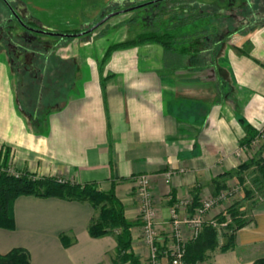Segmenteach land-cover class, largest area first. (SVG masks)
Returning <instances> with one entry per match:
<instances>
[{
    "label": "crops",
    "instance_id": "0c3cea01",
    "mask_svg": "<svg viewBox=\"0 0 264 264\" xmlns=\"http://www.w3.org/2000/svg\"><path fill=\"white\" fill-rule=\"evenodd\" d=\"M91 43L77 45L70 57L62 51L71 45L60 50L77 67L50 72L55 85L43 115L30 113L24 86L0 65V164L114 192L135 224L132 251L140 264H149V248L133 179L150 176L159 255L169 264L172 210L180 218L193 216L202 201L237 182L228 173L257 154L264 157V140L257 149L242 147L264 129V26L226 40L221 52L206 47L205 38L181 49L145 42L88 56L85 66L79 52ZM230 205L216 207L208 220ZM11 213L16 227L0 228V254L21 248L31 264H116V237L89 234L96 215L89 203L22 196ZM250 216L251 225L235 234L236 248L213 252L206 264L264 258V203ZM62 236L73 244L65 247Z\"/></svg>",
    "mask_w": 264,
    "mask_h": 264
},
{
    "label": "flooded vegetation",
    "instance_id": "af4514ba",
    "mask_svg": "<svg viewBox=\"0 0 264 264\" xmlns=\"http://www.w3.org/2000/svg\"><path fill=\"white\" fill-rule=\"evenodd\" d=\"M47 1L0 0V65L17 76L19 85L24 86L21 93L29 111L35 115L48 112L42 101L43 95L47 94L49 98V91L55 85L50 72L64 70L67 73L71 70L70 64H75L74 58H61L59 52L66 48L63 41L79 37L88 39L98 28L82 36H62L86 32L110 14L119 17L133 11L134 16L129 22L145 28H155L156 25H166L167 28L174 21L183 24L201 22L205 27L206 47L211 46L214 52H221L224 42L237 34L264 26V0H109L94 22L64 34L57 29L56 22L65 13L66 5L61 0ZM155 33L151 31L139 36ZM69 76L65 74L61 78L70 80ZM26 79L30 80L31 86L24 83ZM36 89L40 92L35 94L33 90Z\"/></svg>",
    "mask_w": 264,
    "mask_h": 264
},
{
    "label": "trees",
    "instance_id": "16d2710c",
    "mask_svg": "<svg viewBox=\"0 0 264 264\" xmlns=\"http://www.w3.org/2000/svg\"><path fill=\"white\" fill-rule=\"evenodd\" d=\"M166 37L170 40H163ZM145 42H159L166 45L172 40L168 35L145 34L135 40L113 45L109 48L107 56L114 50ZM258 134V132H252L250 137L243 140L242 145H250ZM228 177L237 178L238 183L244 186V196L227 207L217 219H213L222 224L230 218L231 222L226 227L218 229L211 223H207L199 238L186 245L187 264L207 262L211 259L212 253L217 250L223 253L234 250L236 248L235 234L251 225L250 214L264 203V157L262 154H257L251 160L241 164L235 172L228 173ZM59 180L52 177H38L25 172H21L19 178L1 174L0 228L15 230V218L11 213V207L22 196L60 198L89 203L96 211L88 227L90 236L100 239L114 235L117 240L115 263L140 264L132 251V229L135 224L126 218L124 207L116 194L99 189L95 183L82 185ZM221 239H223L222 243ZM61 241L65 247L73 244V240L68 236H62ZM0 264H31V256L27 250L17 248L7 254H0ZM253 264H264V258L257 259Z\"/></svg>",
    "mask_w": 264,
    "mask_h": 264
},
{
    "label": "rangeland",
    "instance_id": "374dc122",
    "mask_svg": "<svg viewBox=\"0 0 264 264\" xmlns=\"http://www.w3.org/2000/svg\"><path fill=\"white\" fill-rule=\"evenodd\" d=\"M50 1V0H49ZM47 1V2H49ZM52 0L50 2H54ZM64 6L65 13L58 18L56 27L64 34L74 32L75 29L81 28L84 25L94 22L101 14L103 8L109 0H61ZM50 15L53 14L52 10L48 12ZM134 16L133 11L128 14H122L121 16L112 17L103 26L99 27L92 35L90 34L88 39L82 40V37L75 39H67L63 43L68 46V49L63 50L62 54L66 57H70L72 54H78L75 52L77 45L88 44L86 48H82L79 52V60L81 64L85 66V60L88 56L99 58L101 55L105 54L109 47L113 44L126 43L137 39L141 33L156 31L155 35L168 34L172 40V44L178 48H190L192 45L198 44V41L204 38L203 30L205 29L204 24L201 22L197 23H178L174 21L173 24H169L166 28L165 26L156 25L155 28H145L144 25L137 27L136 25L129 22V20ZM86 38V37H85ZM167 38V37H166ZM163 40H170V39ZM203 41V40H202ZM127 49L132 48V46L126 47ZM81 58V59H80ZM77 65L70 64V69L75 70ZM68 80L67 83L68 84ZM42 101L43 105H49L51 101L45 95ZM47 100V101H46ZM49 107V106H48ZM238 182V180H237ZM249 185V183H248ZM244 194V192H243ZM242 194V197L244 196Z\"/></svg>",
    "mask_w": 264,
    "mask_h": 264
},
{
    "label": "built area",
    "instance_id": "2783aa9c",
    "mask_svg": "<svg viewBox=\"0 0 264 264\" xmlns=\"http://www.w3.org/2000/svg\"><path fill=\"white\" fill-rule=\"evenodd\" d=\"M264 140V129L254 138L250 145H242L243 150L246 151L250 148H260ZM7 174L19 178L21 172H18L13 166L0 165V175ZM172 174H169L171 176ZM60 182L65 180L60 179ZM136 187V196L139 202L140 212L142 216V238L146 247L149 248V264H163L160 259V251L157 245L158 231L155 226L156 209L153 203V194L151 189V177L148 175H139L133 179ZM249 183V182H248ZM244 186L236 182L233 185L221 190L217 195L211 196L204 201L196 209L193 216L180 218L177 211L172 210V239L173 243L166 255L169 257V264H187L185 261L186 245L189 241H195L199 238L205 225L211 223L213 227L221 229L226 227L231 219L225 223L219 224L218 222L208 220V214L216 207L223 204H233L242 198ZM187 202L183 201L181 205H186ZM184 228H186L190 237H185ZM197 264H206L199 262Z\"/></svg>",
    "mask_w": 264,
    "mask_h": 264
},
{
    "label": "water",
    "instance_id": "95a60500",
    "mask_svg": "<svg viewBox=\"0 0 264 264\" xmlns=\"http://www.w3.org/2000/svg\"><path fill=\"white\" fill-rule=\"evenodd\" d=\"M117 14H110L109 16H107L106 18H104L101 22H99L98 24H96L95 26H93L92 28H90L89 30H87L86 32L83 33H79L77 35H63L62 37H67V38H71L74 36H82L85 34H89L92 33L94 30H96L97 28H99L102 24H104L106 21H108L109 19H111L112 17H114Z\"/></svg>",
    "mask_w": 264,
    "mask_h": 264
}]
</instances>
